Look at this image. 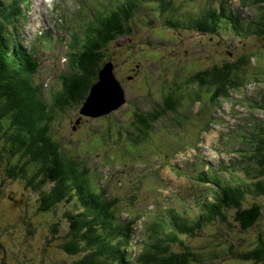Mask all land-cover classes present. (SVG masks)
Wrapping results in <instances>:
<instances>
[{
    "label": "rangeland",
    "instance_id": "rangeland-1",
    "mask_svg": "<svg viewBox=\"0 0 264 264\" xmlns=\"http://www.w3.org/2000/svg\"><path fill=\"white\" fill-rule=\"evenodd\" d=\"M128 1L132 0H29L18 29L20 39L32 48L39 61L33 81L42 85L47 103L52 104V98L63 88L60 76L78 72L70 53L79 55L85 49L98 14L118 10ZM193 1L194 5H188ZM222 2L226 8L238 9L244 26L240 33L231 26L225 27L224 22L210 36L188 30L192 23L189 15L199 17L207 3L219 9ZM248 2L133 0L136 4L131 7L124 34L115 36L102 48L103 59L110 58L114 63L126 101L101 117L82 115V102L51 107L52 138L71 160L79 159V165L88 169L89 176L108 195L119 199L116 214L120 221L130 219L128 214H137L133 223L137 236H144L146 221L157 215L168 218L169 207L191 218L203 197L213 199V186L195 179L201 170H216L229 177L241 173V165L245 164L249 166V174H245L248 181H264L263 174L257 171L258 164L246 158L252 145H242L243 154L237 150L250 121L256 118L259 124L264 123V108H259L264 92V74L259 72L264 64V36L244 32V22L252 29L251 21L259 15V8ZM185 13L181 26L167 21L177 20L178 15L183 17ZM47 28L48 34L37 37L39 31ZM41 38L44 39L37 45ZM259 52L260 63L255 56ZM245 54L253 55L248 65L250 76L263 79L253 78L245 86L229 90L228 96L219 101L209 99V85L188 80L192 73L209 67L215 60L217 64L229 63ZM175 79H187L184 89L192 92L183 93L177 111L168 109L165 103L168 91L177 86ZM178 91L181 92L180 87ZM197 91L202 96L197 97ZM163 109L166 111L151 123L148 134L134 137L138 134L131 122L134 111L158 115ZM5 158L0 162V264H71L81 254L70 256L62 247L69 226L66 214L78 210L80 205L74 199L40 210L39 196L52 183L41 190L28 187L24 177L8 175ZM32 168L29 167L35 172ZM144 176L147 183L142 186L140 177ZM254 202L262 210L252 227L243 230L234 218L235 209L227 208V220L207 223L199 236L186 239L201 264H264L243 257L256 245L259 234L264 240V193L248 194L243 206Z\"/></svg>",
    "mask_w": 264,
    "mask_h": 264
},
{
    "label": "trees",
    "instance_id": "trees-1",
    "mask_svg": "<svg viewBox=\"0 0 264 264\" xmlns=\"http://www.w3.org/2000/svg\"><path fill=\"white\" fill-rule=\"evenodd\" d=\"M246 1L241 0L244 5ZM191 3L188 5L195 4L194 1ZM133 4V0L128 1L127 6L118 10L98 14L99 20L95 22L94 33L91 39L88 38L85 49L79 55L70 53L72 58H69L79 68L78 72L60 76L63 88L52 98V104H49L43 98L42 85L33 81L39 61L32 48H28L20 39L18 25L28 1L0 0V162L6 157L8 175L24 177L28 187L41 190L46 184L52 183L39 196L40 210H47L61 201L75 199L78 202L79 209L66 214L69 226L65 234L67 240L62 244L70 256L81 254L73 258L71 264H192L193 261L201 264L198 253L192 250L193 247L186 239L199 236L207 223L227 220V208L235 209L234 218L243 230L255 225L261 215L259 203L243 206L248 194L264 193L263 180L248 181L245 174H249V166L241 165V173L229 177L216 173V170L199 171L194 177L201 184L213 186V199L203 197L198 202L199 210L191 218L169 207L168 218L157 215L144 221L145 234L137 236L138 231L133 227L137 214H128L130 219L120 221L116 214L119 199L108 195L105 188L89 176L88 169L79 165V159L71 160L67 153L61 151L59 143L50 133L54 119L51 107L63 108L71 103L84 102L98 70L110 60L103 59L102 48L114 40L115 36L124 34ZM248 4L259 8V15L251 21L254 25L252 29L249 23L244 22V32L264 36V0H249ZM207 5L199 17L189 15L192 20L189 31L197 28L199 33L213 34L224 22L225 27L231 26L240 33L239 30L244 26L238 9L226 8L223 2L219 9L212 4ZM185 15L167 21L170 25L176 22L178 25L175 26H181ZM259 55L260 52L255 54L258 63L261 62ZM252 57V54L240 55L237 60L222 64H217L215 60L209 67L192 73L188 80L209 85V90H212L209 97L211 101L227 97L229 90L245 86L253 78L259 79L257 75L253 77L248 72ZM260 68L259 72L264 74V64ZM188 80H174L179 85L177 83L174 89L168 91L165 101L168 109L177 111L183 93H192L188 88L184 89ZM179 87L181 92L178 91ZM194 94L202 96L199 92ZM260 96L263 105L258 107L262 109L263 91ZM164 111L166 109L158 111V115L134 111L135 118L131 122L138 133L134 137L146 133L151 123ZM259 123L256 118L250 121L238 142L240 147L237 150L243 154L242 148L251 144L246 158L255 161L257 168L259 166L257 171L264 176V123ZM30 166L35 172L29 169ZM140 181L142 186L147 183L145 176L140 177ZM243 257L264 263V240L261 234L257 237L256 245L244 253Z\"/></svg>",
    "mask_w": 264,
    "mask_h": 264
},
{
    "label": "water",
    "instance_id": "water-1",
    "mask_svg": "<svg viewBox=\"0 0 264 264\" xmlns=\"http://www.w3.org/2000/svg\"><path fill=\"white\" fill-rule=\"evenodd\" d=\"M126 101L121 82L114 73L112 60L98 70L79 112L83 115L100 116L119 108ZM96 107V108H94Z\"/></svg>",
    "mask_w": 264,
    "mask_h": 264
},
{
    "label": "bare ground",
    "instance_id": "bare-ground-1",
    "mask_svg": "<svg viewBox=\"0 0 264 264\" xmlns=\"http://www.w3.org/2000/svg\"><path fill=\"white\" fill-rule=\"evenodd\" d=\"M41 39H44V38H41ZM76 47V46H75Z\"/></svg>",
    "mask_w": 264,
    "mask_h": 264
},
{
    "label": "flooded vegetation",
    "instance_id": "flooded-vegetation-1",
    "mask_svg": "<svg viewBox=\"0 0 264 264\" xmlns=\"http://www.w3.org/2000/svg\"><path fill=\"white\" fill-rule=\"evenodd\" d=\"M196 30H197V28H196Z\"/></svg>",
    "mask_w": 264,
    "mask_h": 264
}]
</instances>
